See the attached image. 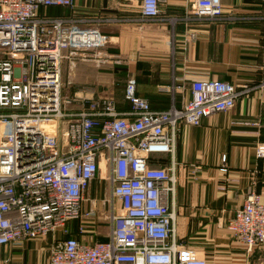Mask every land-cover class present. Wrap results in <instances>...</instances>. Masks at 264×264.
I'll return each instance as SVG.
<instances>
[{
	"label": "built area",
	"instance_id": "2783aa9c",
	"mask_svg": "<svg viewBox=\"0 0 264 264\" xmlns=\"http://www.w3.org/2000/svg\"><path fill=\"white\" fill-rule=\"evenodd\" d=\"M51 6L72 8L74 0H0V246L56 229L65 234L71 220L87 232L94 210L82 211V201L103 166L114 209L108 238L94 239L89 231L86 240L56 239L45 264H206L195 250L170 240L173 167L149 158L172 157L179 123L199 125L205 116L230 110L239 91L228 81L194 79L189 100L156 110L137 94L131 76L123 92L127 111L97 96L65 112L63 50L100 46L105 36L79 27L88 19L42 12ZM191 12L194 19L225 18L220 0H194ZM140 13L143 20L161 18L157 0H142ZM255 154L264 158V142ZM227 229L247 251L264 246V202L257 193L247 195Z\"/></svg>",
	"mask_w": 264,
	"mask_h": 264
},
{
	"label": "crops",
	"instance_id": "0c3cea01",
	"mask_svg": "<svg viewBox=\"0 0 264 264\" xmlns=\"http://www.w3.org/2000/svg\"><path fill=\"white\" fill-rule=\"evenodd\" d=\"M141 1L74 0L72 8L43 9L49 16L88 19L79 27L105 36L100 46L63 50L62 95L70 100L63 110L76 112L85 107L84 97L106 96L117 111H127L123 92L131 76L137 94L156 110L189 100L194 79L233 84L239 91L234 106L199 125L179 123L174 155L155 154L154 165L173 167L171 241L195 250L206 264H264V246L247 251L227 229L251 191L264 202V158L255 154L264 142V0H220L224 19L191 18L194 0H157L156 20L141 19ZM103 18L113 20H93ZM108 176L102 166L82 201V211L94 210L86 230L97 240H106L112 225ZM78 223L69 221L65 234L56 229L0 246V264H45L56 239H87Z\"/></svg>",
	"mask_w": 264,
	"mask_h": 264
},
{
	"label": "trees",
	"instance_id": "16d2710c",
	"mask_svg": "<svg viewBox=\"0 0 264 264\" xmlns=\"http://www.w3.org/2000/svg\"><path fill=\"white\" fill-rule=\"evenodd\" d=\"M164 158V157H163ZM163 158H161V159H163ZM160 159V160H161ZM157 160V158L155 157V156H150V158H149V161H150V163L151 164H154V162ZM162 161V160H161Z\"/></svg>",
	"mask_w": 264,
	"mask_h": 264
},
{
	"label": "rangeland",
	"instance_id": "374dc122",
	"mask_svg": "<svg viewBox=\"0 0 264 264\" xmlns=\"http://www.w3.org/2000/svg\"><path fill=\"white\" fill-rule=\"evenodd\" d=\"M158 160V159H157ZM159 163V161H157Z\"/></svg>",
	"mask_w": 264,
	"mask_h": 264
}]
</instances>
